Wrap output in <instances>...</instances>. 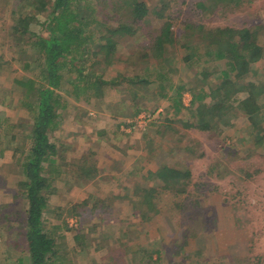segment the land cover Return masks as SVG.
<instances>
[{
  "label": "rangeland",
  "instance_id": "rangeland-1",
  "mask_svg": "<svg viewBox=\"0 0 264 264\" xmlns=\"http://www.w3.org/2000/svg\"><path fill=\"white\" fill-rule=\"evenodd\" d=\"M38 1L0 0V264H23L17 259L26 256L27 205L20 178L15 171L8 174L5 166L15 161L14 152L19 160L24 159L21 153L29 148L25 133L21 130V140H12L11 127L22 123L29 130L36 89L44 84L43 63L38 60V48L33 47L46 34L47 13L39 11ZM104 1L82 2L85 8L97 10L99 18L100 12L107 10ZM124 1L115 0V7ZM142 1L150 10L170 18L177 37L185 33V23L206 28L264 26V0H162L168 4L164 8L158 0ZM116 12L125 16L123 9ZM35 13V21L26 19L29 27L17 26L18 17ZM90 14L86 11L85 17ZM147 21L136 35L119 39L118 61L105 67L87 59L82 65L87 78L106 70L105 78L111 84L106 91L101 89L106 92L104 97L81 91L83 85L74 94L77 99L69 97L71 89L66 82L77 77L70 67L64 74L66 81L55 92L67 103L56 106V114L70 110V118L76 116L100 141L107 138L114 147L119 145L118 159L126 169H103L102 178L77 190L85 182L70 180L67 168L57 169L60 161H69L71 148L64 152L56 148L52 157L56 164L49 171V180H55L51 183L54 192L44 193L50 214L44 213L43 229L63 254L52 260L54 264H264V129H256L264 123L263 102L258 107L254 103L249 110L235 104L211 133L186 127L195 123L191 101L196 94L201 97L204 86L219 82L224 63L204 64V54L213 47L193 36L185 38L190 50L186 54L179 46L166 49L169 68H161L162 80L154 79L158 69L150 75L152 71L147 72L145 65H132L136 60H130L146 34L163 23L153 15ZM86 22L92 29L90 19ZM259 44L264 47V31ZM191 53L196 56L190 57ZM256 71L262 81L264 59ZM117 75L123 76V81H116ZM139 79L157 80L158 86H143ZM242 84V80L236 83L238 87L245 86ZM240 97H246L245 91ZM104 98L105 103L100 100ZM255 99L259 101L260 96ZM145 115H150V120L134 127L132 122ZM98 151V155L103 153ZM127 151L129 155H125ZM108 158H112L110 154ZM163 166L173 169L178 177L179 185L172 184L170 191L162 190L163 183L156 177ZM185 171L188 175L183 177ZM146 189L152 190L143 196ZM146 195L155 207L138 204ZM82 196L87 203L76 204Z\"/></svg>",
  "mask_w": 264,
  "mask_h": 264
},
{
  "label": "trees",
  "instance_id": "trees-1",
  "mask_svg": "<svg viewBox=\"0 0 264 264\" xmlns=\"http://www.w3.org/2000/svg\"><path fill=\"white\" fill-rule=\"evenodd\" d=\"M29 1L35 3L37 0ZM82 1H38L39 11L47 13V19H44V23H46L43 24L46 34L42 35V38H39L33 44V47L38 48V60L43 63L41 75H43L44 84L36 89L37 98L35 107L32 109L35 111V115L29 130H26L27 124L22 123L14 124L11 127L13 134L10 139L12 140H16L18 137L21 140V130L25 133L23 138L28 141L29 148L27 152L23 150L21 153L24 159L19 160L15 156L16 152H14L12 156L15 161L9 166H5V171L8 174L15 171L16 177L20 178L23 191L22 197L27 205L24 210L26 256L17 259L23 264H54L52 259L55 257L59 259L58 254L62 252L59 251L56 240L45 233L43 219L44 213H49L48 200L44 193L52 194L54 192L51 183L55 180H49L51 178L49 171L50 167L53 168L56 164L52 157L56 155V148H58L50 142L49 133L53 131L58 119L55 107L59 104H63L64 107L67 106L65 99L55 92L60 89L61 83L66 81L64 74L69 73L68 67L77 73L76 78L66 82L71 89L68 92L69 97H77L75 95H77V91L81 90L78 87L80 85L84 87L81 91H93L94 94L103 97L106 93L104 90L106 91L109 83L111 84L105 78L106 70L100 76L87 78L85 74L86 67H82V65L87 59L91 62L90 64H103L105 67L118 61L115 57L119 39L136 35L138 31L144 29V23L153 15L156 20L163 21V23L156 31L148 32L146 40L140 42L138 53H134L132 57L130 56L131 61L136 60L132 65H145L147 72L152 71L150 75L158 69L160 72L159 74L156 73L154 79L160 78L162 80L163 76L160 73L163 74V71L161 68H164V70L169 68L168 59L164 57L166 49L179 46V50L186 54L190 50L189 43L185 42V38L189 39L196 36L199 41L207 44V47H213V49L207 51V54H204L207 59L203 63L218 62L219 64L224 63L225 66L224 73L218 78L219 82L217 84L204 86L200 90L201 97L197 94L194 96L189 107L192 108L191 114L195 123L189 124V126L186 125V127L192 128L194 126L199 131L211 133L217 129V125L223 119L231 114L230 112L235 104L249 110L254 103L258 107L263 102L261 107L264 108V79L262 81L258 80L256 71L258 65L264 59V47L259 44L264 26L257 25L240 29L232 27L206 28L202 25L185 23V33L177 37L172 30L173 24L170 18L164 16L161 12L157 13L150 10L149 5L142 0H126L117 7H115V0H105L107 10L105 13L100 12L102 17L99 18L95 15L97 10L85 8ZM72 2L79 5L73 8ZM158 3L163 8L168 5L162 4V0H158ZM94 5L96 9L99 6L97 2ZM122 9L125 12L123 17L116 12ZM159 10L163 11L164 9ZM86 11L91 12L87 16L88 18L85 17ZM36 14L34 16L22 15L18 17L17 26L29 27L30 24L26 19L31 18L32 21H35ZM113 14L116 16H113ZM87 19H90L89 27L92 25V29L86 26ZM93 40H96V42ZM137 56L138 59H136ZM189 56L195 57L196 55L191 53ZM117 76L116 81L123 79V76ZM154 79H139L138 83L143 84V86H158V81ZM240 80L244 82L245 86L238 87L236 85ZM249 85L252 86L251 89H248ZM103 88L105 89L102 91ZM244 91L246 97L241 98L240 95ZM255 92L257 93L255 94ZM258 96H260L259 101L255 99ZM207 97L208 99L205 101ZM220 97L222 100L218 101ZM194 102H198V104L193 106ZM256 129H264V123L263 126H257ZM62 151L64 152L63 149ZM60 163L63 164L62 161ZM59 166H57V169L60 168ZM63 166V168L68 169L70 175L84 182L95 179L97 175L94 166L84 159L77 163L63 164ZM11 168H14V170ZM172 170L170 167L163 166L156 173V177L163 183L162 190L164 191H170L171 185L174 183L179 185L178 177L173 174ZM184 175L183 177H186L188 172L185 171ZM151 190H143V196ZM147 199L148 195L145 196L144 202L139 200L138 204L148 203V209L156 206H154L151 198Z\"/></svg>",
  "mask_w": 264,
  "mask_h": 264
},
{
  "label": "crops",
  "instance_id": "crops-1",
  "mask_svg": "<svg viewBox=\"0 0 264 264\" xmlns=\"http://www.w3.org/2000/svg\"><path fill=\"white\" fill-rule=\"evenodd\" d=\"M108 98H109V96H108ZM100 100H101V102L103 101V103H105L106 99L104 98V99H100ZM70 114H71L70 110L67 111L66 109L64 111H62L61 116H59V114H57L58 119L56 120V125H55L53 131L51 133H49V140H50V142L55 144L56 147L60 148L61 150L63 149L64 151L69 150V148H71L72 153H71L70 159H69V161L66 160L65 163H63V164L77 163L81 159L87 160V162L89 164H92V166H94V168L97 172V175L95 178H98V179L103 177V174H102L103 169H105V170H108V168L109 169H116V170H118V168L126 169V168H124L125 167L123 165L124 163H122L123 161H120V159H118V153H117L118 148L117 147H119V145H117V147L116 146L114 147L112 144H110V142H108L109 139H107V138L104 139V141H103L104 143H103L102 141H100L101 140L100 137H96L93 134V132L91 133L87 129L85 130V126L80 125L77 122L76 116L70 118V116H69ZM83 126H84V129H82ZM68 132L70 134H66ZM50 134H52V135L50 136ZM66 135H69V138L66 137ZM52 137L54 139V142L52 141L53 140ZM99 141L103 145H106V148L105 147L101 148L102 144H100ZM132 143L133 144L136 143L135 139ZM98 150H101L103 153H100L98 155V152H99ZM83 151H86V153L83 154ZM77 153L79 154L78 156H77ZM109 154L111 155L112 158H108ZM129 154H130V151H127L125 155H129ZM89 158H92V161ZM98 159H100L101 162ZM134 159L135 158H133V160ZM89 160L91 162H89ZM63 164L60 166V169H63V167H64ZM129 173H130V171H128L127 174L130 175ZM69 176H70V180L76 179L73 175H69ZM91 183L92 182H89V181L85 182V183L81 184L80 187H77V190H78V188L88 187V186H90ZM73 193L75 194L76 192H73ZM85 199H86V197L82 196L81 198L78 199V202H76V204L85 205L87 203ZM99 202H102V201H99ZM94 204H97V203H94ZM97 205H99V204H97ZM94 206L95 205H93V207ZM99 206H101V205H99Z\"/></svg>",
  "mask_w": 264,
  "mask_h": 264
},
{
  "label": "built area",
  "instance_id": "built-area-1",
  "mask_svg": "<svg viewBox=\"0 0 264 264\" xmlns=\"http://www.w3.org/2000/svg\"><path fill=\"white\" fill-rule=\"evenodd\" d=\"M151 116L150 115H145L143 117H139L137 118V120H135L133 123L134 127H141V125L145 122H147L148 120H150Z\"/></svg>",
  "mask_w": 264,
  "mask_h": 264
}]
</instances>
